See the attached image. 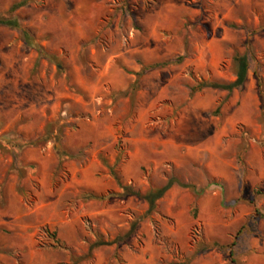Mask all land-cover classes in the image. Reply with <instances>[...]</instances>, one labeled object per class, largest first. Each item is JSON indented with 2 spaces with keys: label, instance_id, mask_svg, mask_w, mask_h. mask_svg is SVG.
<instances>
[{
  "label": "rangeland",
  "instance_id": "1",
  "mask_svg": "<svg viewBox=\"0 0 264 264\" xmlns=\"http://www.w3.org/2000/svg\"><path fill=\"white\" fill-rule=\"evenodd\" d=\"M172 261L264 264V0H0V264Z\"/></svg>",
  "mask_w": 264,
  "mask_h": 264
},
{
  "label": "trees",
  "instance_id": "2",
  "mask_svg": "<svg viewBox=\"0 0 264 264\" xmlns=\"http://www.w3.org/2000/svg\"><path fill=\"white\" fill-rule=\"evenodd\" d=\"M3 20V19H1ZM4 22H9V21H4ZM235 61L237 64V69H236V79L230 83L227 84H223V83H218V82H214V81H208V82H204L201 84H198L197 86L192 87L193 89L197 88V87H203V86H216V87H220L223 89H228L229 91H232L234 88L236 87H242L246 81L247 78V72L250 66V62H249V56L247 54H237L235 56ZM110 170L112 172V174L114 175L115 179L117 180V182L120 184L121 188L125 189L128 188L127 186H124L120 180V177L118 176L117 172L115 171L114 167H110ZM168 187V186H167ZM167 187L165 188H152L150 190H148L147 192H145L144 194H141V197H143L144 199H146L149 203V210L151 211L154 208L155 202L158 198H160L164 191L167 189ZM129 192L125 191V194H128ZM84 198L86 200L91 199V198H104L103 196H99L95 193H87ZM135 229V225L132 226L130 232H133ZM116 240V239H115ZM120 240V238L117 239V242ZM167 264H184V263H180V262H169Z\"/></svg>",
  "mask_w": 264,
  "mask_h": 264
},
{
  "label": "crops",
  "instance_id": "3",
  "mask_svg": "<svg viewBox=\"0 0 264 264\" xmlns=\"http://www.w3.org/2000/svg\"><path fill=\"white\" fill-rule=\"evenodd\" d=\"M196 113V112H195ZM188 114H186L187 116ZM196 116V114H194ZM183 119H185V117L181 115V118L179 119L181 122L183 121ZM157 137V136H156ZM155 140L156 142H158L157 146H155V148H153V153H155L154 155H160L161 157L163 156L165 159L166 158H169V159H172L173 161H175V163L177 165L181 164L179 161H182V162H188L190 160V158H196L197 156L200 155V152L201 150L198 149L196 151L197 155L195 154V148L194 146H189V150H187V152H184L182 150V147L184 146L183 143H178L176 142L175 138H154V139H148V140H145L147 142H150V141H153ZM170 146L172 149H170ZM157 149V150H155ZM209 149V148H208ZM182 150V151H181ZM194 150V151H193ZM214 149H209L210 152H213ZM153 156L150 160H155L157 158V156L155 157ZM138 157L139 155L136 154V153H131V159L129 160V163H132L134 160H138ZM164 159V160H165ZM158 160V159H157ZM147 163L149 162L146 161ZM213 171H216L215 169H213ZM178 224L181 225V219L178 220Z\"/></svg>",
  "mask_w": 264,
  "mask_h": 264
}]
</instances>
